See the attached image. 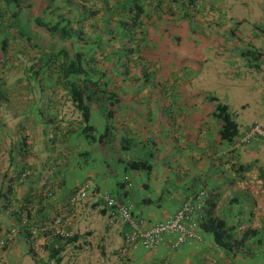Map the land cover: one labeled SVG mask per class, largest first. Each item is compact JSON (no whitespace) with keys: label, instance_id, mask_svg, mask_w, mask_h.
<instances>
[{"label":"crops","instance_id":"0c3cea01","mask_svg":"<svg viewBox=\"0 0 264 264\" xmlns=\"http://www.w3.org/2000/svg\"><path fill=\"white\" fill-rule=\"evenodd\" d=\"M180 1L184 8L167 10L165 24L157 23L158 31L156 35L151 31L149 41L154 52L149 54L151 64L160 60L154 51L158 48L162 49L161 59L167 61L166 104L151 106L148 101L138 108V100L152 96L154 90H117L120 103L113 126L118 141L105 146L89 144L78 133L57 137L53 145L44 142L38 135L42 123L32 115L23 130L32 146L33 155L27 160L32 167L30 179L16 185L18 202L10 205L4 195L24 164L20 160L10 164L12 132L0 121V240L7 239L0 264H53L42 248L41 235L31 236L29 243L19 232L12 212L17 203L29 212L33 226L59 217L61 229L80 237L63 264H103L105 259L108 264H264V222H259L264 221V144L232 150L222 141L221 122L214 115L216 104H224L239 125L235 106L244 112L247 104L223 103L227 95L217 97L216 93L245 77L253 86L264 84V0ZM208 81L212 86H207ZM263 113L264 103L253 120L239 125L240 132L260 120ZM92 120L102 133L103 117L93 110ZM139 159L150 160L151 171L127 168L129 162ZM86 181L98 192L132 204L141 229L170 220L198 190L219 196V216L228 214L230 199L244 193L252 208L246 213V227L260 226L262 231L261 244L252 248L256 259L253 252L242 259L227 254L204 234L202 241L176 250L166 238L155 250L137 248L127 259L118 258L123 224H109L103 207L93 208L86 201L73 207L68 204L69 197ZM234 213L230 217L234 218ZM12 229L16 231L10 235Z\"/></svg>","mask_w":264,"mask_h":264},{"label":"trees","instance_id":"16d2710c","mask_svg":"<svg viewBox=\"0 0 264 264\" xmlns=\"http://www.w3.org/2000/svg\"><path fill=\"white\" fill-rule=\"evenodd\" d=\"M172 7L182 9L184 4L180 0H0V121L12 132L10 164L22 161L20 172L24 167L29 172L26 182L32 168L27 160L33 154L23 130L32 115L43 126L39 137L52 145L57 137L76 133L89 144L117 143L113 123L120 100L118 88L108 76L121 74L130 83L128 87L140 88L136 84L147 78L151 65V31L156 35L157 23L165 24L167 10ZM93 110L103 117L102 133L92 120ZM214 115L221 122L222 141L235 150L233 146L244 131L240 132L226 105L216 104ZM127 168L148 173L152 166L150 160L139 159L129 162ZM19 173L4 195L8 205L18 202ZM218 197L207 194L202 233L227 254L251 255L252 248L261 244L262 231L230 217L238 197L228 202V214L219 216ZM15 206L30 222L29 212L18 203ZM14 217L19 232L31 243V222L19 226L20 214L14 213ZM40 235L48 262L53 264H63L80 243L75 232L71 238L49 231Z\"/></svg>","mask_w":264,"mask_h":264},{"label":"built area","instance_id":"2783aa9c","mask_svg":"<svg viewBox=\"0 0 264 264\" xmlns=\"http://www.w3.org/2000/svg\"><path fill=\"white\" fill-rule=\"evenodd\" d=\"M261 142L264 144V113L260 120L250 125L240 136L239 141L233 146L238 149L241 146ZM17 185L24 182L28 172L26 167L19 173ZM207 194L203 190H198L190 195L182 203L174 216L167 222L152 225L146 229H141L139 221L133 214V205L122 203L108 194L98 192L95 186L90 182H84L68 199V204L73 207L79 202L86 201L90 206L103 207L107 211V220L109 224L121 223L125 227L122 237V246L118 256L125 260L137 248H143L149 251L155 250L166 239L170 238V248L176 250L184 244L202 241L203 233L200 229L205 215V200ZM13 213L20 214L21 223L19 226H29V221L25 213H20L16 206L12 208ZM61 218H56L50 223L30 225L29 231L33 238L44 232H51L62 238H71L73 232L61 229ZM16 229L9 231L10 235L15 234ZM7 239L0 240V254L6 246ZM162 264H168L163 262Z\"/></svg>","mask_w":264,"mask_h":264},{"label":"rangeland","instance_id":"374dc122","mask_svg":"<svg viewBox=\"0 0 264 264\" xmlns=\"http://www.w3.org/2000/svg\"><path fill=\"white\" fill-rule=\"evenodd\" d=\"M160 48L154 50L155 53L157 52V59L160 60H156L154 62H152V64L150 65L149 68V72H148V76L147 78L143 79L141 78L140 80V84H136V86H139L140 90H148V88L152 89L155 91V93L150 96V97H144L142 99H139L138 101L143 103L145 101L144 104L141 103H136V106L138 108H142L144 106H146L148 104V101H150L151 106L153 105H158V106H164V104H166V75L165 72L166 71V60H162V55H160V52H162V49L159 51ZM154 52L152 50L149 51V54H153ZM164 55V53H163ZM155 60V59H154ZM111 82H114V85L116 86V88H118V90H127V89H133L135 88V86H130V83L127 82L125 76L118 74V75H111L108 76ZM116 77V78H115ZM146 82V84L144 83ZM224 83V81H222ZM251 85V89L248 91V87H250ZM207 86H212V83L210 81L207 82ZM221 93H225L227 95V98L224 99L222 102L223 103H232L233 105H238L239 102H243L244 104H247V109H245V111H240V109L236 107V111H235V115H237V119L239 121V125L240 127H242L243 123H247L248 121L253 120L261 111V104L264 103V84L262 83H256L253 86V82L251 83V81L245 77L243 78L242 81H236L233 84L229 85L226 84L225 88H222L221 91L216 93L217 97H220ZM12 100H15L14 98H11ZM128 99H136L135 97L131 98L128 97ZM223 99V98H220ZM147 101V102H146ZM263 102V103H262ZM129 106L135 107L133 104H129ZM244 125V124H243ZM41 131L38 132V134H40ZM237 197L240 199V201L238 202V206L234 207V210L236 211V213H238L237 215H235V217L233 219H237L239 218L240 221H243V225H245L246 227V223L248 221V217L246 215V213L251 212L252 208L249 207V200L247 198L246 194H242L239 193L237 194ZM247 198V199H246ZM98 208V207H97ZM228 211V210H227ZM255 218L253 217L252 220H254ZM168 221V220H167ZM165 221V222H167ZM259 222H264L259 221ZM260 226H256V228H258ZM255 253H253V259L255 260ZM259 257V256H257ZM111 258L113 259L114 256H111ZM237 258L238 259H242L243 258V254L242 252H239L237 254ZM247 258H250L249 256H247ZM246 259V257H245ZM103 264H108L107 260L105 259V262ZM251 264V263H249Z\"/></svg>","mask_w":264,"mask_h":264}]
</instances>
